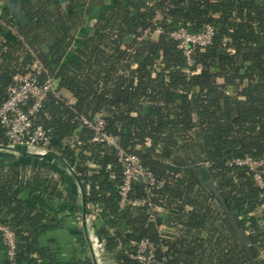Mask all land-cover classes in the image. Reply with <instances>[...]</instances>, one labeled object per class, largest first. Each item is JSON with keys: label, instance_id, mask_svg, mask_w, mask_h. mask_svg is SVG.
<instances>
[{"label": "trees", "instance_id": "1", "mask_svg": "<svg viewBox=\"0 0 264 264\" xmlns=\"http://www.w3.org/2000/svg\"><path fill=\"white\" fill-rule=\"evenodd\" d=\"M18 2L26 26L0 5L1 18L17 31L0 24V106L15 77L33 72L37 59L47 69L42 80L50 76L56 90L71 93L73 101L50 91L34 120L51 137L50 149L78 173L104 259L147 264L131 255L148 238L160 261L250 264L201 183L207 166L264 264V188L252 171L230 164L246 155L264 158V0ZM209 24L212 43L196 48L189 66L171 34L181 28L198 34ZM99 114L120 147L154 174V183L140 179L129 192L147 204L121 207L118 149L94 142L81 120ZM0 142L10 144L4 131ZM80 198L75 179L59 164L0 155V223L17 237L11 260L0 236V264H94L81 225L70 253L56 239L43 240L73 212L81 216ZM59 202L71 210L62 219L50 209ZM163 222L170 234L162 232Z\"/></svg>", "mask_w": 264, "mask_h": 264}, {"label": "built area", "instance_id": "2", "mask_svg": "<svg viewBox=\"0 0 264 264\" xmlns=\"http://www.w3.org/2000/svg\"><path fill=\"white\" fill-rule=\"evenodd\" d=\"M2 10L0 8V24L10 31L17 33L13 25L1 18ZM161 32L159 27L156 34ZM215 29L212 25H207L205 30L198 34L189 33L185 28L172 32V37L178 40V46L183 50L189 66L194 63L193 52L196 48L205 50L212 43ZM47 73L46 67L40 60H36L33 66V72L29 74H19L9 86L8 98L0 106V140L3 131L14 146L35 148L41 151L50 149L51 137L41 124L35 123V114L38 112L50 91H54L57 96H62V92L56 90L54 79L50 76L42 80V74ZM82 124L93 131L92 140L112 145L118 149V161L123 171V183L120 186L121 207L127 204L132 206H142L149 202L147 198H129V192L135 181L144 179L147 182L154 183L155 178L151 170L146 169L141 162L140 157L133 152L127 151L120 147L119 140L116 136L106 130V123L103 114L94 118L82 117ZM0 144H2L0 142ZM231 165L242 166L254 173L257 184L264 188V158H255L251 155L237 157L231 160ZM152 219H156L155 214H151ZM91 223V217L89 216ZM93 238L97 239V247L102 250L103 245L95 229ZM164 234H170L171 230H165L161 225ZM0 236L8 250L11 260H14L17 237L13 229L4 223H0ZM95 241V240H94ZM141 263L155 264H172L163 260L156 259V246L148 238L141 239L136 244V253L131 255Z\"/></svg>", "mask_w": 264, "mask_h": 264}, {"label": "water", "instance_id": "3", "mask_svg": "<svg viewBox=\"0 0 264 264\" xmlns=\"http://www.w3.org/2000/svg\"><path fill=\"white\" fill-rule=\"evenodd\" d=\"M5 3L8 6L11 14L16 17L23 25L26 26L29 23L18 0H5ZM242 72H244V70H242ZM0 151L10 154L28 155L37 159H49L52 162L62 166L64 170H66L69 174L73 176V178L75 179V183L79 188L81 197V227L84 231L86 243L89 248L92 261L94 264H99L101 262L100 249H98L97 245L93 240L94 235L88 216L85 187L75 169L61 155L52 151L51 149L41 151L35 148L0 144ZM200 179L201 183L208 187V189L212 192L213 196L216 198L217 202L221 206V209L225 214L231 231L235 235L241 247L245 250L249 258L250 264H259L254 247L248 239L246 231L243 228L240 219L238 218L236 212L232 210L227 204L224 194L220 189V186L212 177V174L207 166H203L201 168Z\"/></svg>", "mask_w": 264, "mask_h": 264}, {"label": "rangeland", "instance_id": "4", "mask_svg": "<svg viewBox=\"0 0 264 264\" xmlns=\"http://www.w3.org/2000/svg\"><path fill=\"white\" fill-rule=\"evenodd\" d=\"M104 1V0H103ZM71 96V93L67 90H64V95ZM73 217L67 216L65 220L63 221V226L60 228L54 229L52 232H49L47 235L43 237V240L45 241V238L50 237L57 240L58 246L60 248V251L62 253H70L73 250V243L75 240V233H74V224H76V228L78 229L79 225H81V216L76 214L75 212L72 213ZM78 231V230H77ZM95 243L97 244V239H95ZM46 242V241H45ZM88 248V247H87ZM89 251V248H88ZM90 254V251H89ZM100 257L101 262L99 264H114L109 259H104L102 256V250H100Z\"/></svg>", "mask_w": 264, "mask_h": 264}, {"label": "crops", "instance_id": "5", "mask_svg": "<svg viewBox=\"0 0 264 264\" xmlns=\"http://www.w3.org/2000/svg\"><path fill=\"white\" fill-rule=\"evenodd\" d=\"M109 0H99V2H100V4L101 3H104V2H108ZM3 3H5V0H0V5L1 4H3ZM95 19H93V20H91V22H90V25H88L87 23H86V25H85V27H84V29L83 30H86V29H89L90 27H91V24H93V23H95ZM63 92V94H64V90L62 91ZM65 96L70 100V101H73V97H71V96H67L66 94H65ZM2 154H10V153H5V152H3V151H0V155H2ZM14 155H18V154H14ZM54 163V162H53ZM57 164V163H56ZM60 167H62V166H60ZM63 168V167H62ZM64 169V168H63ZM47 206H50L49 204H47ZM51 208V212L53 213V212H55L56 213V215H57V217L60 219H62V217L64 216V215H67V214H70L71 213V210L67 207V205H66V203H62V202H59V203H54V204H52L51 206H50ZM162 217H164V216H166V214H165V212L164 211H162L161 212V214H160ZM71 217H73L72 215H70ZM264 223V222H263ZM74 225V233L76 234L77 233V228H76V224H73ZM162 226H165V230H167V229H169V227H167V225L166 224H164V222H163V224H162ZM52 232V231H51ZM48 234V233H47ZM46 234V235H47ZM53 239V237L52 238H50V237H47V238H45V241H50V240H52Z\"/></svg>", "mask_w": 264, "mask_h": 264}, {"label": "bare ground", "instance_id": "6", "mask_svg": "<svg viewBox=\"0 0 264 264\" xmlns=\"http://www.w3.org/2000/svg\"><path fill=\"white\" fill-rule=\"evenodd\" d=\"M94 240V239H93ZM95 242V241H94ZM96 244V243H95Z\"/></svg>", "mask_w": 264, "mask_h": 264}]
</instances>
